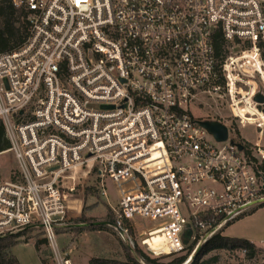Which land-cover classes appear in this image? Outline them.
Listing matches in <instances>:
<instances>
[{
  "label": "built area",
  "instance_id": "2783aa9c",
  "mask_svg": "<svg viewBox=\"0 0 264 264\" xmlns=\"http://www.w3.org/2000/svg\"><path fill=\"white\" fill-rule=\"evenodd\" d=\"M11 2L28 28L0 52V119L16 160L0 178V235L36 225L56 264H72L56 229L75 207L64 177L77 166L101 197L108 182L115 190L107 225L130 239L139 222L155 257L190 248L186 263L264 207V101L254 100L264 97V0ZM201 105L226 108L212 120L227 139L199 125L207 118L191 107ZM246 125L255 141L236 138Z\"/></svg>",
  "mask_w": 264,
  "mask_h": 264
},
{
  "label": "rangeland",
  "instance_id": "374dc122",
  "mask_svg": "<svg viewBox=\"0 0 264 264\" xmlns=\"http://www.w3.org/2000/svg\"><path fill=\"white\" fill-rule=\"evenodd\" d=\"M191 110L195 117L207 119H221L220 115H226L228 113L226 108L223 109L220 108V106L216 107L214 105L210 107L207 105H201L200 109L193 106L191 107ZM234 134L239 140L243 136L250 141H255L257 137L256 129L254 126L250 125L239 128V131ZM6 150L0 152V178L2 179H10L12 171L16 167L14 155L11 151ZM255 154L258 156L260 153L259 151H256ZM85 172L86 170L83 166L82 168L68 172L64 178L66 184L72 182L75 184V191L72 195V198H74L73 205L75 207H73L72 210H69L67 218L63 220V225L56 229V244L61 254H65L66 257L70 258L72 264H86L92 257L125 260L127 247L140 251L142 255H144V252L148 257H155L149 254L150 252L146 247L139 243V230H137V226L140 228L139 222L133 225V228L129 231L130 239L126 236L122 239L117 231L107 224H101L104 226L99 229L93 230L88 228L87 224L89 222L105 221L110 217L114 218L110 206H116V192L112 188L111 183L108 182L107 192L109 197L107 200L101 197L98 193V189L93 185L91 175H88ZM143 222L147 226L153 225V223L147 220ZM17 231L22 234L18 238L19 242L11 247L10 253L15 256L20 264H41L33 245L37 240L45 241L40 244L39 249L46 264H56V252H54L49 240L38 226L32 225L17 229L13 232ZM223 233L229 236H247V238H252L257 242L261 241V243L255 245L256 252L250 258L246 256V252L242 249H221L211 251L202 259L208 257H216L217 259L215 262L208 264H262L264 260V207H261L253 214L242 218L240 222L228 226ZM155 236H158L159 239L150 242L151 245H159L160 243V236L156 233L153 234L152 237ZM130 240L133 245L130 243ZM186 252L187 251L185 250L181 254ZM171 257H173V255H162L156 258H160L162 261H167ZM188 257L189 254L187 255V258ZM139 258L143 263V258L141 256Z\"/></svg>",
  "mask_w": 264,
  "mask_h": 264
},
{
  "label": "trees",
  "instance_id": "16d2710c",
  "mask_svg": "<svg viewBox=\"0 0 264 264\" xmlns=\"http://www.w3.org/2000/svg\"><path fill=\"white\" fill-rule=\"evenodd\" d=\"M28 23L26 21V12L22 8H16L11 0L0 1V52L10 50L19 44H21L27 34ZM222 44V40L217 41V46ZM10 146L8 139L5 137L4 125L0 119V152L8 149ZM108 223L113 222L114 218L105 220ZM89 229H99L104 225H96L94 222H89ZM81 229V228H79ZM21 232L5 233L0 235V264H20L15 256L10 253V248L17 244L18 238L21 236ZM26 242V241H24ZM45 241H35L34 249L38 254L41 264H46V261L42 258L39 246ZM236 250L245 249L246 256L252 257L256 252V246L248 239L241 237H233L221 234H215L205 243L199 246L193 257L184 263L189 254L190 248L186 253L173 255L167 261H162L160 258L148 257L142 255L140 251L126 248L125 260H117L104 257H92L88 260V264H208L216 261V257H208L202 259L204 256L214 250ZM143 258V263L139 257Z\"/></svg>",
  "mask_w": 264,
  "mask_h": 264
},
{
  "label": "water",
  "instance_id": "95a60500",
  "mask_svg": "<svg viewBox=\"0 0 264 264\" xmlns=\"http://www.w3.org/2000/svg\"><path fill=\"white\" fill-rule=\"evenodd\" d=\"M254 100L257 102H263L264 97L261 95H256L254 97ZM103 108H108L111 106H102ZM199 125H201L203 128H205L208 132L213 134V136L218 140V141H223L227 139V127L222 124L221 122L217 120H212V119H204V120H198L197 121ZM238 149H242V146L240 144H237ZM96 225H101V224H108L107 221H98L94 222ZM190 236V230H187L186 233L183 235V242L186 244L188 241V238Z\"/></svg>",
  "mask_w": 264,
  "mask_h": 264
},
{
  "label": "crops",
  "instance_id": "0c3cea01",
  "mask_svg": "<svg viewBox=\"0 0 264 264\" xmlns=\"http://www.w3.org/2000/svg\"><path fill=\"white\" fill-rule=\"evenodd\" d=\"M241 220H238V221H236L235 223H233V224H236V223H238V222H240ZM233 224H231V225H233ZM222 235H226L225 233H223ZM227 236H229V235H227ZM233 237H241V236H233ZM241 238H245V239H248V240H250L251 242H253L255 245H258V244H260L261 243V241H256V240H253L252 238H247V236L246 237H241ZM155 239H159V237L158 236H155V237H152L151 239H148V242L150 243V242H154V241H156ZM27 244V243H26ZM151 246H156V245H151ZM10 250H11V248H10ZM22 264V263H21ZM86 264H88V261H87V263Z\"/></svg>",
  "mask_w": 264,
  "mask_h": 264
},
{
  "label": "bare ground",
  "instance_id": "6f19581e",
  "mask_svg": "<svg viewBox=\"0 0 264 264\" xmlns=\"http://www.w3.org/2000/svg\"><path fill=\"white\" fill-rule=\"evenodd\" d=\"M89 165H90V164H89ZM79 168H81V167H79V166L74 167V168H72V169H71L70 171H68V172L74 171V170L79 169ZM68 172H67V173H68ZM67 173H66V174H67ZM66 174H65V175H66ZM64 178H65V177H64Z\"/></svg>",
  "mask_w": 264,
  "mask_h": 264
}]
</instances>
